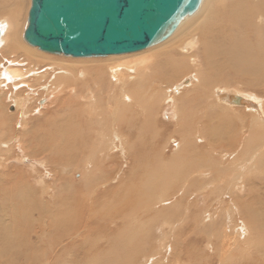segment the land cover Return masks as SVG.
<instances>
[{
  "label": "rangeland",
  "instance_id": "obj_1",
  "mask_svg": "<svg viewBox=\"0 0 264 264\" xmlns=\"http://www.w3.org/2000/svg\"><path fill=\"white\" fill-rule=\"evenodd\" d=\"M29 2L30 0H28L27 3L26 0L25 2L24 0H21L20 4L21 3L22 4L20 6H24L23 8H25L24 4H26L29 7L30 5ZM2 10L3 12H5L4 9ZM1 14L2 13H0V15ZM2 16L3 14L0 16V22H2L1 21ZM19 29L21 30V35H22L23 28H19ZM19 37L21 36L19 35ZM19 40L21 41L20 42L22 47L21 50H20V43L13 44L12 42H10L8 46L9 40L4 41V46L3 48L0 49V64H2L3 61L8 60V62L11 63V65L14 66L16 70L17 69L21 70V68H22L21 71L32 70L33 67L35 68V65H32L28 62L31 56L24 52V48H23L24 45H22L24 42V41L22 42L23 39L21 40L20 38ZM5 45L8 47H5ZM14 45L17 48L15 54L14 52L10 53L12 51L11 46L13 47ZM16 54H18L19 56L17 57ZM45 56L49 58H56L55 60H62V58L64 59L66 58L61 55L54 56V55L46 54ZM102 58L104 59L108 57H102ZM69 59H75V58H69ZM160 59H162V57H160ZM23 60L25 62L24 64H22ZM0 72H1V68H0ZM224 75L225 74H223V77H225ZM189 77L190 75L187 76L185 80L188 79ZM239 81H241L240 83L244 82L242 78H239ZM3 82H5L4 79L0 80V83ZM223 82L224 80H222L220 83L218 82L217 83L218 85H216V83H214L213 85L212 83H209L207 84L208 89L210 90L213 87V90H216L218 89V87L221 86L220 87L221 89L219 88V90H227L230 92H235L237 94L246 97L251 96L250 98L254 97L256 100L263 102L262 112L264 117V89L250 88L244 84H236L230 81H225L226 84ZM9 84L10 85H7L8 87H0V94L2 96L0 97L1 100L0 133L3 130H5L3 136L2 134H0V141L9 142L10 141L9 133H11L12 131L14 139L18 137L25 138L24 141H26L27 143L29 141L33 142L36 140L35 145L37 146V148H35V146L33 145L32 147L35 149L33 148L22 149L20 147L16 148V146L13 144L14 148L13 150H11L12 145H10L9 146L10 148L8 147L7 149H3V152L0 149V155H1L0 159L3 160V161L0 160V162H2V164L6 162L4 167L13 170V172H22L24 174L25 173L29 174L30 176H35L37 172L39 178L37 179V181L34 182V184H31L32 185L31 187V185H25L24 182H23L24 184H22V182H18V183L16 181L12 182L13 179L11 181L10 179L11 176L3 175L2 171L0 172V181L7 184L8 186L10 185L11 188H13L12 191L10 187L8 188L7 185H5L6 186L5 190L7 191L9 189L10 190L8 192L4 191V189L2 188H4L5 186L4 184H1L2 182H0V188L2 189V190L0 189V192H2L1 193L2 198L6 197V200L0 198L1 200L0 215H2L0 217V220H2L3 218L5 220L6 217L8 219L5 221L7 223L6 227L4 226L3 230L2 228H0V235H1L0 240H2L0 241V264H49V263L50 264H144L149 258L155 256L156 259L153 264H250V263L264 264V184H263L264 177L261 176V173L264 172V167H262L264 166V152L257 153L258 150L257 147L259 148L260 142L258 140H255V138L252 143V148H253L252 152L257 154L258 164L262 168H260L259 175H250L249 177L245 176V184L246 186H248L247 189L249 190L251 189V192L250 193L248 192L249 194H251V197L249 198L250 199L249 201H251V207H250L251 209H250V213L249 214L247 213V215H249L248 219L253 220L254 222V226L252 227L255 235L254 244L249 249V253H248L249 257H246L248 256L247 254L242 256L244 251L248 250L247 248H244L239 251H236L233 254V256H231L230 258L226 257V259L221 260L220 263V251L216 250V252L214 253V250L216 248H214V245L211 244L209 245L208 243V240L211 239V237H209L210 232L208 231L209 225L206 226L205 223L206 221L204 222L205 225L202 223L204 221L203 216H205L203 213L204 210H209L212 213H215V210H217L219 215H221L220 209H215V206L217 205L216 203L217 199L220 196L224 195L223 201H225V199L227 201L229 194L228 192L233 189L232 185L233 183H235L234 182L236 181L235 179H237L236 173H232L228 179L222 181V176H224L225 172H227V170L224 169L231 162V155H230L231 150L237 149L234 147L236 144H238L239 146L238 143L239 133L244 136H247L248 132L250 131L248 128L252 124L251 121L252 115L250 113H253L259 116V118H261L258 112L253 111L251 109L247 110L242 107H231V108H235V110L229 108V109H225V111L224 110L222 111L223 115L220 113L209 115L205 119V125H207L206 128L207 130H211V131L212 129H216L217 137H215L216 139L214 143H212L211 140H206L204 142L203 148L199 151V154L201 156L206 155L207 158L211 160L208 162H204V161L198 162V159L196 160V158L194 157H192L191 159L189 152L187 151L183 152L182 151L183 148H181L179 145L175 147L174 145L175 143L172 141V139H175V142L177 143L179 133H182L184 146L188 145L189 136L186 135L190 132L189 129H191V127H185V129L183 130L179 128L177 132L175 131L176 130L174 128L175 123L173 121L169 122L170 124H168V120L171 118L172 113L174 111L173 108L166 109L163 106L162 110L160 108V111L158 109L156 110L155 107H153V109L151 110L148 108L149 111L153 112V115L156 114L155 121L153 122L147 121L148 119H144L141 115V112L138 109H137L138 111L137 113L130 111L129 113L124 114L121 119V121L124 122L122 132L124 135L128 137H131L132 135L135 134L138 135L137 136L138 138L134 137L133 139L131 138L130 140L132 141L131 143H135L139 145L140 152L142 153L141 156H139L140 159L139 161L142 164H144V166L141 167V171H140L142 174V175L140 174L142 178L140 179L139 185L136 188L137 193L139 192L140 195L139 198H137V194L135 196L133 194H127V192L122 191L120 189L123 182L122 179L125 176V173L132 169V167L134 166V161L132 159H128L130 160V163L127 162L125 160L126 158L124 159L125 155L120 151H114L115 152L114 155H108V156L106 153L104 154V152L99 153L98 149L101 147V141H99L97 144L92 141L90 142V136H89L90 135L89 131L91 130V126H94L98 122L97 120H94L93 121L94 123L91 122L87 123L91 115L83 107L77 106V102L75 98L72 97V95H69L68 97H64L61 99V101L64 102L65 105L69 107V111L55 112L54 111L56 107L54 102L55 98H52V101L48 105L44 104L45 107L43 106L41 108L39 101L43 99L45 96L39 95L38 93L32 94L28 92V90H26L24 86L21 85V82L20 83L17 82L14 85L12 82H10ZM189 84L190 82L182 86H188ZM13 88H15V90ZM237 89L239 90V92ZM9 93H12L13 95L15 94L14 95L15 97L19 95L23 98H27L28 100L27 107L32 111L28 112L25 118L24 116L21 117V110H18L16 112L15 107L13 106L14 98L12 99L11 96L10 97L7 96V94ZM42 93L45 94L46 92L43 91ZM215 97L218 99V102H220L219 97L216 94ZM106 101L107 100L100 101L99 106L97 107L98 110H102V111L104 110V112L107 113L106 115H104V118L102 119L104 120L106 119L105 121H110L108 120L110 118L115 120L116 115L112 116V114H114L115 106L111 101L113 105L112 107H109L108 108L109 111H107L105 107ZM220 104L226 107H230L229 106L230 104L229 105L228 104L225 105L224 103H220ZM37 109H39L38 113L36 112ZM228 111L231 112L228 114L227 113ZM49 112L51 114L46 115ZM108 115L111 117L108 118ZM45 116L47 117V120L44 121L42 120V117H44L43 119H45ZM10 119L12 120V122L10 121ZM37 121L42 122L43 125L41 123H36ZM23 122H27L26 125L27 130L21 128ZM54 122L56 123V125L54 124ZM58 123L61 125V127L63 125L62 131L65 136V137L63 136V140L61 141L62 149L58 151L59 155H57L56 153L54 154L51 153L50 150L48 151V149L46 148V143L48 142V134H49L48 130L52 131L50 130V128L53 127L54 125H55L54 127H57V125H59ZM83 123L84 125L87 123L85 125L86 127L84 125L82 127ZM257 124H258L257 129L255 130L256 132H259L260 131L259 128H264V123H262L263 127H261L259 123ZM78 127L81 128L78 129L79 131H77ZM221 127L224 129L226 128L225 129L226 134L223 135L221 134L222 133ZM2 128L4 129L1 131ZM85 128L87 130H85ZM76 131H77V135L74 134L76 133ZM85 131L86 133L85 135H83ZM218 133H220L221 135ZM71 135L72 136L74 135L73 139H71L72 138ZM82 136L84 137V140L86 141L88 146L91 143L92 149L89 147L86 148L83 147L84 143L82 141L84 140ZM208 137H211V135H208ZM74 138H76V140ZM162 146L163 148L164 146H167L169 147L170 150L169 151L166 150L165 153ZM73 148L74 149L76 148L75 149L76 151ZM150 148L154 150L153 155H150L153 152L148 153L149 150L147 149ZM48 152H50L51 154ZM240 153L241 151H239V154ZM222 154L226 156L224 160L221 159L220 155ZM38 155L42 156L43 158L39 157ZM51 155L52 157L54 156L57 161H59L58 164H65L67 161L69 160L71 161L70 165L68 166L69 168L64 167L63 172L61 170L60 172L61 176L57 181L53 180L54 176H51L53 174L50 171H48V168L44 169L41 166V165L45 166L46 163L53 161ZM154 155H156V157H154ZM65 156L68 160L65 158ZM170 157H173V159ZM148 159L149 162H151L150 164H148ZM150 159L152 160L150 161ZM91 161L93 165L91 164V167L88 166L89 169L88 171H90V173L88 174L89 179L87 180L84 179V182H81L83 180L82 175L85 174V164L88 162L91 163ZM42 162H45V164L44 163L42 164ZM219 165H221V167ZM92 166L94 167L92 168ZM100 167L103 169L109 168L107 169L109 170L107 172L110 175L109 177L112 176L110 180L108 178V183L106 185L102 181L104 180L103 178L107 180V177L105 174L101 178L100 176L101 172H99ZM195 169H197V171H201V173H205V174L208 173L207 174L208 176L207 177L204 176L203 179L197 176L201 178L198 181H202L203 184L206 186V188L204 189L206 191L202 190V192H200L204 196L202 197L203 199H198V198L196 199L194 196H192V194L196 189L192 188L189 185L186 186L187 184L186 182L189 180V178L192 177V170ZM30 170L32 171L35 170L36 172L34 171L32 172ZM233 174H235V176ZM70 175H72L71 177L75 181V184H77V188L79 189V191L73 190V192L72 191L70 192L67 190V188L71 189L70 182H68V178H70L69 177ZM256 177L259 180L255 179ZM159 179H161L162 181L161 180L159 181ZM183 180H185V183ZM221 181L223 184L221 183ZM92 182L93 183L95 182V184H93ZM260 183L262 184L261 186H255ZM45 184L47 185L46 189L44 188V186H42ZM17 185H21V186L18 187ZM95 186L97 187V189H94L96 188ZM184 186L186 187V191L184 190V195H183L184 197H183L181 196L180 192L182 189H184ZM219 187L222 191L220 192L222 195L218 193ZM42 188L44 190H42ZM73 188H75L74 185ZM148 189L152 190L150 198H147L145 194L146 191H148ZM189 189L190 191H188ZM52 190L55 191V196L52 195L53 194L51 193ZM111 191L114 192V197L113 195H111ZM207 191H209L210 193L209 195L207 194ZM5 193L6 194L8 193L7 194L8 196ZM9 194H11L10 195L11 197H9ZM175 196L177 197L175 199L176 201L173 200L174 199L173 197ZM186 196H188L189 198H186ZM53 197H55L56 199L55 201L52 200ZM78 197H80L81 200L85 199V202L88 203L87 205H89L90 208L85 206V208L83 209L82 202L78 199ZM131 198L132 199L135 198V200H133L132 202ZM136 198L138 201L136 200ZM239 198L241 199L242 197ZM8 199L11 200V202ZM13 199L14 201L16 199V201L14 202ZM178 199L179 200L181 199V201H179ZM160 200L163 201L171 200V201L167 203V205H163L159 203ZM7 201L11 205L8 204ZM45 203L49 205L48 208L43 205ZM150 203L155 205H152ZM91 204H93V206ZM177 204L180 205L179 208L176 207ZM9 205L11 206V209H9L10 208ZM148 205L149 207L150 205L153 206L154 212H148L147 210ZM184 205H186V207L188 208H186ZM79 207H81L82 210H79ZM12 208L16 209V210L14 209V214L16 216L15 218ZM184 209L185 211L188 209L189 213H184L183 211ZM7 210L9 211V213ZM22 211L23 214L21 213ZM90 215H93L94 218L96 217L94 223L91 225L93 226L94 229L92 230L90 226L89 228L90 231L89 229L84 230L83 232L84 235H80L78 233L80 229V227L78 228V224H79L78 221L82 216L84 219V217ZM78 216L79 219L77 218ZM151 216L153 217L155 216V217L153 218ZM117 217L119 218L117 221V224L119 226L121 225L119 223V220L121 219L124 221L122 226L118 229L109 225L110 221L116 219ZM222 217L223 219H225V214L223 212H222ZM83 219H82V224H83ZM220 219L221 216L219 217V220ZM163 220H167L172 228L170 229L168 227H162L161 224L163 223L162 222ZM47 224L52 225V227H54L56 224L55 226L56 230L51 228L50 226L48 231L46 232L44 231V233H42L43 230L40 229L44 228V226L46 227ZM94 224L97 225V227L95 225L96 229L94 227ZM126 224L127 225L129 224V226L127 227ZM3 225L5 224L3 223ZM38 225L39 227H41L38 233L37 234L32 233V232H37ZM161 246L165 248L162 249ZM177 259L178 261H176Z\"/></svg>",
  "mask_w": 264,
  "mask_h": 264
},
{
  "label": "bare ground",
  "instance_id": "obj_2",
  "mask_svg": "<svg viewBox=\"0 0 264 264\" xmlns=\"http://www.w3.org/2000/svg\"><path fill=\"white\" fill-rule=\"evenodd\" d=\"M20 1L21 0H0V9L2 11V12L0 11V13L3 14L2 20H1L2 22H0V49L3 48L5 40L7 41L9 40L8 42V46H9L10 42H12L13 44L20 43L21 41L19 39L20 38L21 40L23 39V33L25 30L26 21H27L26 15L28 14L30 5L28 7L26 4H24L25 8H23L24 6H20L22 4V3L20 4ZM27 1L28 0H26V3ZM20 7L21 9H24V10H21ZM2 9H4L5 12H3ZM19 28H23L22 35H21V30ZM19 35L21 37H19ZM23 41L24 40H22V42ZM24 42L22 44L24 45L23 46L24 52L31 56L28 62L32 65H35V68L33 67V69L29 71L28 70L21 71L22 68L21 70L20 69L16 70V68L12 66L11 63L8 62V60L3 61V63L0 64V68H1L0 80L4 79L5 82L0 83V87H8L7 85H10L9 84L10 82H12L13 85L16 84L17 82L18 83L21 82V85L24 86V88L28 90V92L32 94L38 93L39 95L45 96L40 101L38 100L41 108L44 106V104L48 105L52 101V98H55L54 100L55 105H56L55 110H54L55 112L56 111L58 112L69 111V107L66 106L65 103L61 101V99L64 97H68L69 95H72V97H74L77 102V106L83 107L91 115V117L89 118V121L88 122L86 121V122L94 123L93 122L94 120H97L98 122L94 126H91V130L89 131L90 133L89 136H90V142L92 141L97 144L99 141H101V147L98 149L99 153L104 152V154L106 153L108 156V155H114L115 153L114 151H120L121 153L125 155L124 159L126 158L125 160L127 162L130 163V160L128 159H132L134 161V166L132 167V169L125 173V176L122 179L123 182H122V186L120 187V189L122 191L127 192V194H133L134 196L137 194V198H139L140 195H139V192L137 193L136 188L138 187L140 179L142 178L141 176L142 174L140 171H141V167H143L144 164H142L139 161L140 160L139 156H141L142 154L140 152L139 145L135 143H131L132 141L130 140L131 138L133 139L134 137H137L138 135L135 134V135H132L131 137H128L124 135L122 132L124 122H122L121 119L124 114L129 113L130 111L137 113L138 112L137 109H138L141 112V115L144 119H148L147 121L153 122L155 121L156 114L153 115V112L149 111V109L151 110L153 109V107H155L156 110L158 109L160 111V108L162 110L163 106L166 109L173 108L174 111L172 113L171 118L168 120V124H170L169 122L173 121L175 123V127H174L176 129L175 131L177 132L179 128L183 130L185 129V127H191V129H189L190 132L186 135V136H189V142L187 146H184L182 133H179L177 143L175 142V139H172V141L175 143L173 144L175 145V147L179 145L181 148H183L182 149L183 152H186V151L189 152L191 159L192 157H194L196 158V160L198 159V162H201V161L208 162L211 160L207 158L206 155L201 156L199 154V151L203 148L204 142L206 140H211L212 143L215 142V139H216L215 137H217V130L216 129H212V131L207 130L206 128L207 125H205V119L211 114H218V113L222 114L223 110L225 111V109H229L231 107H242L247 110L251 109L253 111L258 112L261 118H259V116L253 113H250L252 115V120H251L252 124L250 125V127L247 126L250 130L248 132V135L244 136L239 133V141H238L239 146L238 144H236L234 147L237 149L231 150V154L229 153L231 155V162L224 169V170H227V172H225L224 176H222V181L228 179L232 173H236L237 179H235L236 181L233 180L235 182L232 185L233 189L230 191L228 190L229 194H228L227 201L226 199L225 201H223L224 195L220 193L222 192L220 187L218 188V191H219L218 193L221 194L222 196H220L217 199V202H216L217 205L215 206V209H220L221 215H219V213L215 209H214L215 213H212L209 210H204L203 213L205 216H203L204 221L202 222L204 224V222L206 221L205 222L206 226L209 225L208 231L210 232L209 237H211V239L208 240V243L209 245L210 244L214 245V248H216L214 250V253L216 252V250L220 251V263H221V260L226 259V257L230 258L231 256H233V254L236 251H239L244 248H247L248 250L247 251L245 250L242 256L247 254L248 256L246 257H249V254H248L249 249L254 244L255 235H254V230L252 227L254 226V222L253 220L248 219L249 215H247V213L248 214L250 213V209H251L250 208L251 201H249L250 200L249 198L251 197V194H249L251 192V189L250 190L247 189L248 186H246L245 184V176L249 177L250 175H259L260 168L264 167V166L262 167L259 166L257 154L252 152V149H253L252 143L254 141V138L255 140H258L260 142L259 148L257 147L258 149L257 153L264 152V128H259L260 130V131L258 130L259 132H256L255 130L257 129V125H258L257 123H259V125L263 127V124H262L264 123V117H263V112H262L263 102L256 100L254 97L250 98L251 96L246 97V96L237 94L235 92H230L227 90H219V88L221 87L220 85L222 84H220L219 85L220 87H218V89L216 90H213V87L209 90L207 84L212 83L213 85L214 83H216V85H218L217 84L218 82L220 83L222 80H224L223 83H225V81H230L236 84H244L250 88L264 89V0H202L198 11L192 16L187 17L183 22H181V24L178 26L176 31L167 40L153 47L139 51L138 53L134 52L131 54L109 56L108 58H104V59L103 58L69 59L73 57H66L67 59L62 58V60H55L56 58H49L45 56L47 53L39 51L38 49L31 47L27 43H24ZM6 45L5 47H8ZM21 48L22 47L20 43V50ZM11 50L12 51L10 53L14 52L15 54V51L17 50L16 46L15 45L13 47L11 46ZM16 55L17 57L19 56L18 54ZM47 55H52V54H47ZM54 56H58V55H54ZM160 57H162V59H160ZM22 62H23L22 64L25 63L24 60ZM223 74H225L224 76L226 77V79L225 77H223ZM189 75L190 77L185 80V78ZM239 78H242L244 82L240 83L241 81H239ZM189 82L190 84L188 86H182ZM13 89L15 90V88ZM43 91L46 93L43 94L42 93ZM215 94L219 97L220 102H218V99L215 97ZM14 95L12 93L7 94V96L9 97L11 96L12 99L14 98L13 106L15 107L16 112L18 110H21V117L24 116L25 118L27 113L32 111L27 107L28 100L27 98H23L19 95L17 97H15ZM0 97H2L1 94H0ZM103 100H107L105 103V107L107 111H109L108 108L112 107V105L114 104L115 109H114V114H112V116L116 115L115 120L110 118L111 116L109 115H108V118L110 119L108 120L110 121H105L106 119L105 120L102 119L104 118V115H106L107 113H105L104 110L103 111L98 110L97 107L99 106L100 101H103ZM111 101L113 102V104ZM220 103H224L225 105L230 104L229 105L230 107H226ZM231 109L235 110V108H231ZM234 110H233V113H234ZM38 111L39 109L36 110L37 113ZM151 112H152V115H151ZM230 112L228 111L227 113L229 114ZM50 114L51 113L49 112L46 115H50ZM43 118L44 117H42V120L44 121L47 120L46 116H45V119ZM10 121L12 122L11 119ZM36 123L42 124V122L40 121H37ZM54 124L56 125L55 122ZM26 125H27V122H23L21 125V128L25 130ZM83 125L84 123L82 124V127ZM54 126L51 127L52 129L50 128V130L52 131L48 130L49 134H48V142L46 143V148L48 149V151L50 150L51 153L53 154L56 153L57 155H59L58 151L62 149L61 141L63 140V136H64L63 131H62L63 125L62 127L60 124L57 125V127H54ZM79 127L77 128V131H79L78 129H81ZM3 129L4 128H2L1 131ZM223 129L224 128L221 127L222 135L226 134V131H225L226 128L224 130ZM85 130L87 129L85 128ZM4 131L5 130H3L0 133L2 134V136L4 135L3 133H5ZM77 131L74 134L77 135ZM85 133L86 131L83 133V135H85ZM208 135H211V137H208ZM9 137H10L9 142L0 141V149L2 150V152H3V149H7L10 145H12L11 150H13L14 148L13 144L16 146V148L20 147L22 149H26V148L31 149L33 148L32 147L33 145L35 146V148H37V146L35 145L36 137L34 138L35 140L33 141L34 143L32 141H29L27 143L26 141H24L25 138L18 137L14 139L12 131L11 133H9ZM71 137H72L71 139H73L74 135L73 136L71 135ZM82 138L84 140L83 136ZM74 139L76 140V138ZM84 141H82L84 143L83 147L84 148L89 147L92 149L91 143L88 146L86 141L85 142ZM147 150H149L148 153L153 152L150 155L154 154V150L152 148L147 149ZM163 150L165 152L166 150L169 151L170 149L169 147L164 146ZM239 151H241L240 154H239ZM61 153H62V150H61ZM220 156L222 160H224L226 157L223 154ZM39 157L43 158L42 156H39ZM53 157L51 155V158L53 159V161L51 162H48L46 164L45 162H42V164L44 163L46 167L44 165H41V166L44 169L48 168V171H50L53 174V175L51 174L50 175L54 176L53 180L57 181L59 177L61 176L60 175L61 170L63 172L64 167H68L71 161L69 160L65 164H58L59 161H57L56 158L55 157L53 158ZM154 157H156V155H154ZM170 158L173 159V157H170ZM152 159H150V161ZM54 160H56L57 162ZM150 163L151 162H149V159H148V164ZM5 164L6 162L4 164L0 162V172L2 171L3 175L11 176L10 179L11 181L13 179L12 182L16 181L17 183L22 182V184L25 183V185H31V184H34V182L37 181V179L39 178V175L35 171L36 169L33 171L36 172L37 175L34 173L35 176H30L29 174H26V173L24 174L22 172H13V170H10L9 168L8 169L5 168L4 167ZM91 164L93 165L92 161L91 163L88 162L85 164V174L82 175L83 180L81 182H84V179L85 180L89 179L88 174L90 173V171H88L89 170L88 166L91 167ZM219 166L221 167V165ZM38 167H39V164H38ZM93 167L94 166H92V168ZM107 169H103L101 167H100V170L98 169L99 172H101V175L99 174L101 178L103 175L106 174L107 180L103 178L104 180L102 181L103 183H105V185L108 183V178L110 180V178L112 177V176L109 177L110 175L107 172L109 170ZM198 173H201V171H197V169L192 170V177L189 178V180L187 179L188 181L186 182L187 183L186 186L189 185L192 188L196 189L193 194L191 193L192 196H194L196 199L197 198L203 199L202 197L204 196L200 192H202V190H204L206 186L203 184L202 181H198V180L201 178L203 179L204 176L207 177L208 173L207 174L205 173L198 174ZM233 175L235 176V174ZM71 176L72 175H70L69 176L70 178H68V182H70L71 189L67 188V190L70 192L71 191L73 192V190L79 191V189L77 188V184H75V181L73 180ZM261 176L264 177V172L261 173ZM255 179H257V177ZM160 180L161 179H159V181ZM183 181L185 183V180ZM1 184H4V186L7 185L3 182ZM93 184H95V182ZM73 185L76 189L73 188ZM261 185L262 184L260 183L255 186H261ZM17 186L19 187L21 185H17ZM42 186H44V188L46 189L47 185L45 184ZM7 187L8 188L10 187V189L13 191V188H11L10 185L9 186L7 185ZM5 188L6 186L2 189H4V191H7L5 190ZM94 189H97V187ZM262 189H263V186H262ZM42 190L44 189L42 188ZM182 190H181L182 193L180 192L181 196L184 195V190L186 191V187L184 186V189ZM188 191H190V189ZM1 193L2 192H0V198L6 200V197H4L6 193L3 195L4 198H2ZM51 193H53L52 195L55 196L54 190H52ZM151 193H152V190L148 189V191H146L145 194L147 198H150ZM207 194L208 195L210 194L209 191H207ZM10 195L11 194H9V197H11ZM111 195H113L114 197L113 191H111ZM243 195L246 197H244ZM239 197H242V198L240 199ZM173 198H174L173 200H175L177 197L175 196ZM186 198H189V197L186 196ZM78 199L82 202L83 209L85 208V206L90 208L89 205H87L88 203L85 202V199L81 200L80 197H78ZM52 200L55 201L56 200L55 197H53ZM131 200L133 202L135 198L134 199L131 198ZM9 201L11 202V200ZM170 201L171 200H166V201L160 200L159 203L163 205H167V203H169ZM179 201H181V199ZM7 203L10 204L8 201ZM10 205H9L10 208L8 207L9 209H11ZM43 205L47 208L49 207V205H47L46 203ZM91 205L93 206V204ZM152 205H155V204H152ZM152 205H150V207L148 205V208H147L148 212H154ZM179 206L180 205L178 204L176 205L177 208H179ZM184 206L186 207V205ZM12 209H13V214H14L15 208H12ZM79 210H82V208L79 207ZM183 211L184 213H189L188 209L186 211L184 209ZM222 212L225 214V219H223L222 217ZM21 213L23 214V211ZM1 216L2 215H0V217ZM220 216H221V219L219 220ZM15 217L16 216L14 214V218ZM77 218L79 219V216ZM95 218L93 215H90V216L84 217L83 219V216H82L80 220L78 221L79 222L78 228L80 227L78 233L80 235H84L83 233L84 230H87L90 228V226L94 223ZM82 219H83V224H82ZM118 219L119 218L117 217L116 219L111 220L109 225L113 226L116 229L120 228L122 224L124 223V221L120 219L119 223L121 225L119 226L117 224ZM3 220L4 218L0 220V228H2V230L4 229V226L6 227L7 223L5 221L8 219L6 217L5 220L4 221ZM162 222H163L161 224L162 227H168L170 229L172 228L167 220H163ZM3 223L5 225H3ZM39 225L37 228V232H32V233H35V234L38 233L39 229L41 228L39 227ZM95 225L96 224H94V227ZM50 226L53 229L56 228L55 227L56 224L55 226L53 225L54 227H52V225L47 224L46 227L44 226V228L40 230H43L42 233H44V231L46 232L49 230ZM128 226L129 224L127 225V227ZM91 228L92 230L94 229L93 226H91ZM28 232H31V231H28ZM52 233H53V230H52ZM163 248L165 247H162V249ZM155 259H156V256L151 257L144 264H153L155 262ZM176 261H178V259Z\"/></svg>",
  "mask_w": 264,
  "mask_h": 264
},
{
  "label": "water",
  "instance_id": "obj_3",
  "mask_svg": "<svg viewBox=\"0 0 264 264\" xmlns=\"http://www.w3.org/2000/svg\"><path fill=\"white\" fill-rule=\"evenodd\" d=\"M202 0H30L23 40L47 54L102 58L167 40Z\"/></svg>",
  "mask_w": 264,
  "mask_h": 264
}]
</instances>
